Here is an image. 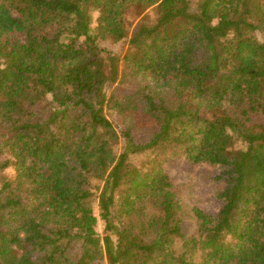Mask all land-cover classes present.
I'll list each match as a JSON object with an SVG mask.
<instances>
[{"label": "trees", "instance_id": "1", "mask_svg": "<svg viewBox=\"0 0 264 264\" xmlns=\"http://www.w3.org/2000/svg\"><path fill=\"white\" fill-rule=\"evenodd\" d=\"M179 153L219 168L197 236L159 170ZM104 258L264 264V0H0V264Z\"/></svg>", "mask_w": 264, "mask_h": 264}, {"label": "rangeland", "instance_id": "2", "mask_svg": "<svg viewBox=\"0 0 264 264\" xmlns=\"http://www.w3.org/2000/svg\"><path fill=\"white\" fill-rule=\"evenodd\" d=\"M137 20L132 22L131 28ZM100 47L119 55L120 57L129 50L128 39H121L117 42L100 41ZM121 70V63H120ZM119 85V79L108 82L105 85V93L108 96L111 90ZM104 114L113 123L117 132L120 134L124 129L125 119L124 115L118 113L117 110L110 108L108 105L104 106ZM123 139L121 138L120 145L117 147L121 151L123 146ZM149 158L148 153H141L130 156V161L136 166L148 168L145 164ZM162 173L168 175L174 189V198L184 209V218L182 221V231L185 236L190 237L198 234V223L193 217L190 209L198 208L209 215H215L222 207V200L217 196L221 184L215 180L214 175L219 172L218 167L208 165L206 163H192L182 154L179 153L173 158L163 162L159 166ZM10 176L14 175L13 167L6 170ZM93 187L100 186V181H93ZM95 214L98 216L97 206H93ZM96 230L100 236L103 235V222L99 219ZM181 242L177 241L176 246ZM101 264H107L104 258Z\"/></svg>", "mask_w": 264, "mask_h": 264}]
</instances>
